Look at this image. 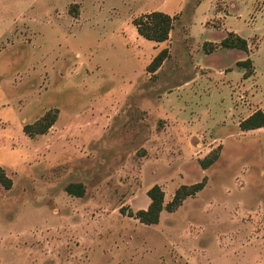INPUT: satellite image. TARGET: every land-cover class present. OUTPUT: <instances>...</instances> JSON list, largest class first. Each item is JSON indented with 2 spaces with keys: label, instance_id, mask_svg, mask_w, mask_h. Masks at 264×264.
<instances>
[{
  "label": "rangeland",
  "instance_id": "rangeland-1",
  "mask_svg": "<svg viewBox=\"0 0 264 264\" xmlns=\"http://www.w3.org/2000/svg\"><path fill=\"white\" fill-rule=\"evenodd\" d=\"M154 11L175 18L165 43L134 26ZM257 110L264 0H0V264H264V129H240Z\"/></svg>",
  "mask_w": 264,
  "mask_h": 264
},
{
  "label": "trees",
  "instance_id": "trees-1",
  "mask_svg": "<svg viewBox=\"0 0 264 264\" xmlns=\"http://www.w3.org/2000/svg\"><path fill=\"white\" fill-rule=\"evenodd\" d=\"M174 20V17L164 12L154 11L134 19L133 23L141 37L148 41L161 44L170 40L171 32L174 28ZM222 45L228 49H240L245 52L248 50L247 42L234 34H231L228 38H225L222 41ZM169 56L170 52L168 49L161 51L152 60L147 70L150 73H156L168 60ZM248 64H250V60L241 62V65ZM57 118V113H55V115L48 113L34 126H26L25 130L29 131V133L33 132L34 134L37 133L44 135L56 123ZM240 129L242 131L264 129V112L262 110H257L254 112L240 123ZM216 159L217 156L215 159H212L211 157L205 159L202 161L203 167L205 169L208 168L214 163ZM0 184L7 190L11 189L13 185L12 180L5 174L1 166ZM204 186V183L191 186H182L175 193V196L171 203L167 206V209L169 211H173L174 209L178 208L186 198L195 195L197 192L202 190ZM65 190L69 195L76 197H83L85 194V188L81 183H71L66 187ZM148 197L151 201L148 208L146 210H140L135 214L131 213L130 215L136 217L141 223L145 225H155L160 222L161 214L165 209V194L160 186L155 185L148 191Z\"/></svg>",
  "mask_w": 264,
  "mask_h": 264
}]
</instances>
